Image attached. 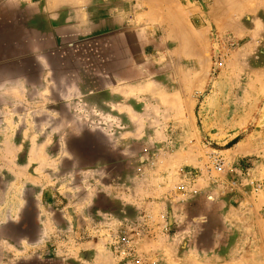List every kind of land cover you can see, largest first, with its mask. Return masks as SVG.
Segmentation results:
<instances>
[{"label": "rangeland", "instance_id": "1", "mask_svg": "<svg viewBox=\"0 0 264 264\" xmlns=\"http://www.w3.org/2000/svg\"><path fill=\"white\" fill-rule=\"evenodd\" d=\"M14 1L17 0H0V7L13 4ZM20 1L53 3L54 6L56 3L68 4L85 12L83 18L86 23L102 22V19L116 10L121 12V19L122 12L131 6L130 0ZM141 1L144 2L143 7H147L148 3H155V24L151 23L148 41H143L138 36L147 32L146 28L140 27L143 24L135 25L122 21L123 30L126 32L123 35V48L127 49L128 45H132V53L138 55L134 59L139 60L138 65L142 70L131 76L123 74V83H125L123 85L126 88L122 87L120 90L123 91L124 96L152 94L154 118L149 119V122L144 121L139 127L140 130L146 129L153 124L154 137L129 135L123 137L120 145L122 152L117 154V157L121 158L119 166H122L123 179L133 176L134 173L139 176L144 174L151 179L148 184L142 185L151 193L148 195L149 198H157L153 197L152 193L163 190L159 195L162 202L152 204L149 211L144 209L139 217V223L143 222V218L155 227H159L163 233L170 234L168 239L162 232L155 235V244L152 245L151 250L160 258L162 253H168V247L162 248L163 244L167 243L165 239L171 241V246L179 242L178 240L182 241L183 246L187 245V248L195 246L197 240L194 233H186L182 236L179 232L178 226L184 228L183 224L186 223L185 216H176L175 229L168 228L171 227L168 223L169 217L165 221L160 216L163 213L168 216V209L177 210V207L181 206H185V209L193 207L195 203L187 202L186 199L202 195L204 200L200 204L206 215L202 216L201 225L205 224L204 229L205 226L213 228L212 239L218 243L214 245L215 247H206L205 254L209 257L225 255L234 246V264H264V216H262L264 207L259 217L256 212L248 208L264 200V191L255 192L249 186V182L245 183L242 180V177L244 179L248 177V167L252 164L245 163L246 158L235 159V153L228 151L234 146L231 142L239 141L250 129L264 128V9L235 7L232 0H218V8L212 7L211 0H179L178 6H182L179 8L187 15L186 21L176 17L169 23L168 20L165 21L160 15L158 16L162 13V9L158 7L167 6L169 0ZM88 12H90L89 17L86 16ZM70 20L72 19H66V21ZM100 37L104 36L99 32H92L85 37L77 35L60 41L57 46L60 52L42 56V62L50 67L59 64L64 67L68 65L69 68L78 71L92 70L96 64H106L105 59L100 56L99 50L103 46ZM6 38V31L0 25V55L3 49L8 50L4 54L7 56H0V241L8 236L16 239L19 237L17 231L9 232L8 225L10 216L19 220L21 202L18 199V183L22 174L19 166L25 163L23 146L29 143L27 142L29 131L34 128L32 120H26L27 117H32L30 114L32 106L17 104L14 98L24 93L36 96L35 89L8 88L19 77L17 70L24 68L28 63H26L27 58L18 57V42L13 41L10 44L6 42ZM110 44L111 42L109 47H112ZM117 47H121L120 44H117ZM28 59L30 64L35 61V58ZM109 60L110 58L107 62ZM84 75L85 80L89 81L90 72ZM76 76L82 79L83 74L77 72ZM138 79L146 85L132 91L130 80ZM78 89L80 97H91L94 103L105 98L114 101L116 97L109 92L110 90ZM151 107V105H142L140 112L149 116ZM114 108L112 105L109 106L108 112H116ZM18 111H27L24 113L27 117L21 115L22 117L19 118ZM106 124L109 131L116 129L117 132L122 130L124 133L126 130H131V124L125 120L116 123L109 121ZM110 140L114 141V138L110 137ZM33 142L34 138L30 140V143ZM212 152L220 154L225 160L226 165L221 172H211L207 167V157ZM32 155L35 159L31 163L33 167L41 157L38 158L35 153ZM12 176L16 178L17 185H8ZM230 181L240 185L239 187L242 188L240 193L245 191V195L243 192L239 195L245 198L246 207L240 206L243 201L240 202L238 198L236 204L225 200L228 196L227 184L230 185ZM206 182L218 187L221 198H224L223 202L216 204L212 200L213 192L209 185H205ZM181 185L185 188L181 189ZM163 197L172 200L166 201ZM99 201L96 202V206L102 207L105 203L103 201L98 204ZM180 204L182 205L179 206ZM232 205L240 213L241 210L245 212V218L238 217L240 222L245 219L244 222L248 224L245 227L248 231L245 233L235 227L237 220L233 222L234 230H230L228 221L231 217L228 218L226 212L233 209ZM107 207L122 209L123 221L121 225L118 223L115 226L113 223L110 227L112 231H106L103 237L106 236L105 240L108 238L110 243L114 244V250L119 258L134 257L131 254L132 249L128 246L135 240L134 236L140 237V235L138 233L132 235L136 224L130 222L133 213L131 206L125 204L114 206V203H107ZM134 207L139 208L136 204ZM218 210L222 213L220 217L208 216L209 212ZM237 211L235 214H238ZM106 228L109 230V226ZM58 239H66V237L53 236L54 241ZM169 255L171 258L177 257L173 254Z\"/></svg>", "mask_w": 264, "mask_h": 264}, {"label": "crops", "instance_id": "2", "mask_svg": "<svg viewBox=\"0 0 264 264\" xmlns=\"http://www.w3.org/2000/svg\"><path fill=\"white\" fill-rule=\"evenodd\" d=\"M211 1L212 7L218 8L219 1ZM232 1L235 7L264 9V0ZM143 3L141 0H130L131 6L122 12L121 19V12L116 10L102 19V22H98L99 24L94 21L84 22L85 12L64 3L61 5L56 3L54 6L53 3L38 4L17 0L13 4L9 3V5L0 7V25L7 34L5 40L7 43L18 42V57L27 58L26 63H28L24 68L17 70L19 77L8 88L36 90V96L24 93L14 98L17 104L32 106L30 119L26 116L27 114H24L27 111H18V115H20L19 118L25 115L26 120H32L34 128L29 131L27 141L29 143L23 146L25 163L19 166V171L22 173L18 183V199L21 202L19 220L10 216L8 225L9 232L17 231L19 237L16 239L8 236L0 241V264L235 263L234 246L225 255L209 257L204 252L206 247L212 248L218 243L212 239L211 229L213 228L205 226L204 229L205 224L201 225L202 216L206 215L200 204L204 200L202 195L186 199L187 202L195 203L193 207L185 209V206L180 204L181 207H177L178 211L174 208L167 210L169 211L168 223L171 226L168 228H177L175 227L176 216H185L186 223L183 224L184 228L178 226L179 232L182 236L186 233H194L197 240L194 247L183 246L181 240L171 246V241L166 240L170 238V234L163 233L159 227H155L143 218V222L139 223V217L144 209L149 211L152 204L162 202L159 195L163 190L152 193L153 197L159 199L149 198L148 195L151 193L142 185L148 184L151 181L150 178L145 177L144 174L139 176L134 173L133 176L123 179L121 175L122 166H119L121 158L117 157V154L122 152L120 145L123 137H128V135L130 137H154L153 124L150 126L151 129L149 127L140 130L139 127L144 121L149 122V119L154 118L152 94L124 96L123 91L120 90L122 87L126 88L123 85L125 84L123 74L131 76L142 70L138 65L139 60L134 59L138 55L132 53V45H128L127 49L123 48V35L126 32L123 30L122 21L135 25L143 24L140 27L147 29L146 34H137L143 41H148L150 26L155 24V3H148L147 7H143ZM178 3L179 0H169L167 6L158 7L162 9V13L158 16L160 15L165 21L168 20L169 23L176 17L186 21L187 15L179 8L182 6H178ZM89 15L90 12L86 16L89 17ZM65 17L72 20L66 21ZM92 32H99L104 36L100 37L103 46L99 51L106 64H96L92 70L78 71L69 68L68 65L64 67L59 64L50 67L42 62V56L60 52L57 47L60 41L77 35L85 37ZM110 42L111 48L109 47ZM117 44L121 47H117ZM7 51L3 49L0 56H7L4 55ZM142 55L145 54L142 53ZM28 58H35L34 65L30 64ZM108 58L110 60L107 62ZM77 72L83 74L82 79L76 76ZM88 72L91 75L89 81L85 80L84 75ZM91 78H93L92 81ZM130 84L132 91L146 85L139 79L130 80ZM78 88L110 90L109 92L116 97L114 101L105 98L94 103L91 97H80ZM111 105L115 107L116 112H108L107 108ZM142 105L152 106L149 116L140 112ZM124 120L131 124V130H126L125 136L122 130L118 132L116 129L107 130V122L115 121L116 123ZM110 137H113L114 141H111ZM33 138L34 142L30 143ZM228 151L235 153V159L246 158L245 163L252 164L248 167V177L246 179L242 177L245 183L264 181V128L250 129ZM32 153H35L38 158L41 157L33 167L31 163L35 159ZM15 180L16 178L12 176V180L7 182L8 185H17ZM205 185L210 186L213 192L212 200L216 204L223 202L224 198H221L222 195L217 186L208 182ZM230 185L227 184L228 196L225 200L236 204L238 198L240 202L243 201L240 206L245 205L246 207L245 198L239 195L243 192L240 193L242 190L240 185L237 182L234 186ZM235 190L238 191L235 192ZM243 193L245 195V191ZM98 200H100L98 204L103 201L105 204L97 207ZM163 200L172 199L163 197ZM107 203H114V206L117 204L131 206L132 210H130L133 213L130 222L136 224L132 235L137 233L140 235V237L134 236L135 240L128 246L132 249L131 254L134 257L119 258L114 250V244L110 243L108 238L105 240L106 236L103 237L106 231H112L110 227L113 223L116 226L118 223L122 224L123 221L122 209H116V207L110 209ZM134 204L139 208H135ZM232 207V210L226 212L227 217H231L228 221L230 230H234L233 222L237 220L235 227L245 233L248 231L245 228L248 224L244 222L245 219L240 222L238 218L239 216L245 218V212L241 210L240 213L234 209L236 208L234 205ZM262 207H264V200L248 208L256 212L259 217ZM235 211L238 214H235ZM209 213V217L217 215L220 217L222 214L219 210ZM108 226L109 230L106 228ZM161 232L164 237L166 236L165 241H167V245L164 243L162 248L168 247L169 252L162 253L160 258L151 248L155 244L154 236ZM55 235L56 237L65 235L66 239L54 241L53 236ZM169 254L177 257L171 258Z\"/></svg>", "mask_w": 264, "mask_h": 264}, {"label": "built area", "instance_id": "3", "mask_svg": "<svg viewBox=\"0 0 264 264\" xmlns=\"http://www.w3.org/2000/svg\"><path fill=\"white\" fill-rule=\"evenodd\" d=\"M206 164H207L209 171H211V172H221L226 165L223 157L216 152H212L211 154H209V156L207 157ZM248 184L251 187V189L255 192L264 191V181L257 182V183L254 181H250ZM231 185H233V186L236 185V182L232 181ZM180 188L184 189L185 186L181 185ZM262 216H264V211H262ZM160 217L163 218V220H165V221H167V219H168V216L165 213L161 214Z\"/></svg>", "mask_w": 264, "mask_h": 264}, {"label": "trees", "instance_id": "4", "mask_svg": "<svg viewBox=\"0 0 264 264\" xmlns=\"http://www.w3.org/2000/svg\"><path fill=\"white\" fill-rule=\"evenodd\" d=\"M237 140H233L231 143H235Z\"/></svg>", "mask_w": 264, "mask_h": 264}]
</instances>
